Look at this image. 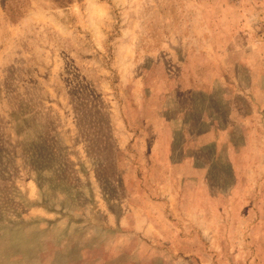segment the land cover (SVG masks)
<instances>
[{
  "label": "rangeland",
  "instance_id": "obj_1",
  "mask_svg": "<svg viewBox=\"0 0 264 264\" xmlns=\"http://www.w3.org/2000/svg\"><path fill=\"white\" fill-rule=\"evenodd\" d=\"M0 264H264V0H0Z\"/></svg>",
  "mask_w": 264,
  "mask_h": 264
}]
</instances>
